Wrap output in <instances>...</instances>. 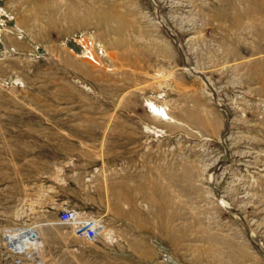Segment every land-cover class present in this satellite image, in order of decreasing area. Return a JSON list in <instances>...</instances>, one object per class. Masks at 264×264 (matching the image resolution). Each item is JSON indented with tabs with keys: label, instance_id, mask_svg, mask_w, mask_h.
Wrapping results in <instances>:
<instances>
[{
	"label": "rangeland",
	"instance_id": "374dc122",
	"mask_svg": "<svg viewBox=\"0 0 264 264\" xmlns=\"http://www.w3.org/2000/svg\"><path fill=\"white\" fill-rule=\"evenodd\" d=\"M0 264H264V0H0Z\"/></svg>",
	"mask_w": 264,
	"mask_h": 264
},
{
	"label": "built area",
	"instance_id": "2783aa9c",
	"mask_svg": "<svg viewBox=\"0 0 264 264\" xmlns=\"http://www.w3.org/2000/svg\"><path fill=\"white\" fill-rule=\"evenodd\" d=\"M100 52L101 49L99 48ZM60 220L65 223H71L74 226L75 234L88 240H96L100 235L102 224L95 219H81L75 211H64L60 214Z\"/></svg>",
	"mask_w": 264,
	"mask_h": 264
}]
</instances>
